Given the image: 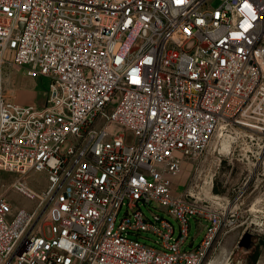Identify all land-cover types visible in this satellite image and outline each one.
Returning a JSON list of instances; mask_svg holds the SVG:
<instances>
[{
    "label": "built area",
    "instance_id": "1",
    "mask_svg": "<svg viewBox=\"0 0 264 264\" xmlns=\"http://www.w3.org/2000/svg\"><path fill=\"white\" fill-rule=\"evenodd\" d=\"M6 66L50 79L44 105L7 97ZM241 130L264 135V0H0V172L38 200L13 216L0 195V264H204L230 203L173 185Z\"/></svg>",
    "mask_w": 264,
    "mask_h": 264
},
{
    "label": "rangeland",
    "instance_id": "2",
    "mask_svg": "<svg viewBox=\"0 0 264 264\" xmlns=\"http://www.w3.org/2000/svg\"><path fill=\"white\" fill-rule=\"evenodd\" d=\"M213 6H217L216 1ZM4 72V90L11 101L44 105L50 85L49 78L29 77L24 69L18 71L11 66H6ZM107 112L111 113L112 107ZM238 132L237 138L232 135L234 138L231 139L228 154L221 153L222 143L227 137L220 136L214 139L202 161L186 160L173 185L177 197H182L186 190L194 188L195 195L201 191L211 193L210 196H220L230 203V219L235 221L237 229L224 239L219 238L216 251L207 257L204 264H210L222 247L233 253L230 264H264V135L246 130ZM19 177V174L0 172V195L10 202L13 216L21 210L34 211L38 201L26 198L12 187ZM25 179L37 194H41L48 186L47 176L43 172L31 171ZM47 208L48 202H45L34 216L30 225L31 233H36L39 225H45ZM142 209L152 220L151 211L155 210L145 206ZM168 220L174 226V237L177 238L179 224L171 217ZM190 222V241L196 238L195 244L198 245L204 237V229L196 224L195 219L192 218ZM245 230L253 234L254 247L248 251L236 247ZM141 241L156 248L162 244L161 239L151 233H144Z\"/></svg>",
    "mask_w": 264,
    "mask_h": 264
},
{
    "label": "bare ground",
    "instance_id": "3",
    "mask_svg": "<svg viewBox=\"0 0 264 264\" xmlns=\"http://www.w3.org/2000/svg\"><path fill=\"white\" fill-rule=\"evenodd\" d=\"M230 148H231V138H226L222 143L221 153L228 154L229 153L228 151L231 150ZM232 254L233 253H231L228 249L222 247L210 264H230V259L232 257Z\"/></svg>",
    "mask_w": 264,
    "mask_h": 264
},
{
    "label": "water",
    "instance_id": "4",
    "mask_svg": "<svg viewBox=\"0 0 264 264\" xmlns=\"http://www.w3.org/2000/svg\"><path fill=\"white\" fill-rule=\"evenodd\" d=\"M253 247V234L247 230L239 241L237 248H243L245 251H248Z\"/></svg>",
    "mask_w": 264,
    "mask_h": 264
}]
</instances>
